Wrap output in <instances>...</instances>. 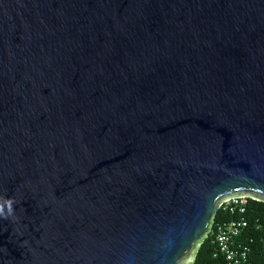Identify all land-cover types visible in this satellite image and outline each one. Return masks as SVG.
Here are the masks:
<instances>
[{"label":"water","instance_id":"1","mask_svg":"<svg viewBox=\"0 0 264 264\" xmlns=\"http://www.w3.org/2000/svg\"><path fill=\"white\" fill-rule=\"evenodd\" d=\"M0 264H194L264 203V0H0Z\"/></svg>","mask_w":264,"mask_h":264},{"label":"built area","instance_id":"2","mask_svg":"<svg viewBox=\"0 0 264 264\" xmlns=\"http://www.w3.org/2000/svg\"><path fill=\"white\" fill-rule=\"evenodd\" d=\"M247 199L235 198L225 201L219 209L236 215L229 222H222L212 226L211 244L215 247L214 256H221L225 264H252L249 259V245L242 240L248 227V221L243 216Z\"/></svg>","mask_w":264,"mask_h":264},{"label":"trees","instance_id":"3","mask_svg":"<svg viewBox=\"0 0 264 264\" xmlns=\"http://www.w3.org/2000/svg\"><path fill=\"white\" fill-rule=\"evenodd\" d=\"M248 221V227L243 234V240L249 245V259L252 264H264V203L247 199L245 213L243 215ZM236 215L223 212L218 209L215 214L213 227L215 224L229 222ZM215 247L211 244V235L201 244L195 257L194 264H225L221 256H214Z\"/></svg>","mask_w":264,"mask_h":264},{"label":"clouds","instance_id":"4","mask_svg":"<svg viewBox=\"0 0 264 264\" xmlns=\"http://www.w3.org/2000/svg\"><path fill=\"white\" fill-rule=\"evenodd\" d=\"M16 203L17 201L14 197H0V220H8L10 217L14 216V205Z\"/></svg>","mask_w":264,"mask_h":264}]
</instances>
